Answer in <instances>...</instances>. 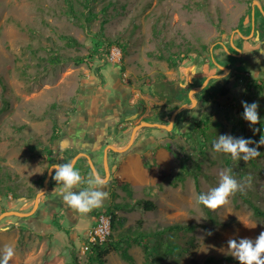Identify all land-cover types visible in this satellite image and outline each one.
<instances>
[{"label": "rangeland", "instance_id": "obj_1", "mask_svg": "<svg viewBox=\"0 0 264 264\" xmlns=\"http://www.w3.org/2000/svg\"><path fill=\"white\" fill-rule=\"evenodd\" d=\"M83 1L0 0V76L5 85L0 84V107L5 103L0 114V216L32 209L51 153L59 149L55 134L59 140L72 129L86 132L107 115L136 113V119L122 123L127 134L140 121L166 124L177 107L191 104L189 90L207 76L221 74V65L229 70L193 94L196 102L176 114L172 127L137 131V142H151L129 158L130 165L124 162L127 154L115 164L118 153H107L115 179L108 202L93 214L115 211L118 220L108 240L120 241V251L126 249L133 258L129 263L120 251L111 250L104 264H194L208 256L216 257L212 264H237L222 259L232 256L228 240L255 238L264 231V220L254 218L242 199L264 209V145L258 157L245 162L215 152L211 143L221 134L264 138V71L238 67L241 60L228 53L230 37L242 52L259 50L253 36H244H250L253 11V30L264 39V7L256 5L262 0H90L96 13L90 22L77 16L87 13ZM102 37L112 42L110 50L95 54ZM113 49L120 51L118 61L110 59ZM150 85H158L156 93L147 91ZM178 86L185 87L183 100L174 97ZM242 101L258 103L256 125L242 118ZM118 138L107 137L104 143L121 144ZM101 147L95 154L102 155L96 164L103 173ZM226 168L238 181L251 176V185L207 213L196 196L216 186ZM139 200H150L156 208L146 211ZM41 206L49 221L42 218L31 226L17 216L0 221V228H8L0 231V248L12 241L15 250L10 264H85L90 250L83 252V243L93 218L79 215L87 227L79 232L62 210ZM239 219L257 225L248 228ZM172 224L182 227L165 230ZM140 233H149L143 241L147 253L133 241ZM6 234L9 239L2 238ZM167 244H175V250L164 252Z\"/></svg>", "mask_w": 264, "mask_h": 264}, {"label": "clouds", "instance_id": "obj_2", "mask_svg": "<svg viewBox=\"0 0 264 264\" xmlns=\"http://www.w3.org/2000/svg\"><path fill=\"white\" fill-rule=\"evenodd\" d=\"M253 37L255 44L259 45L260 51L264 53V41L260 39L259 33H254ZM190 73L194 75V73ZM221 78L218 75L216 77L217 80ZM241 104L243 107L242 118L249 122L250 126L256 125L261 119L257 111L258 103L242 101ZM253 131L255 132L256 129L253 128ZM252 144L256 146L250 147ZM261 145H264V138L262 137L259 141H253L251 138H244L242 136L234 137L230 134L218 135L211 143V147L215 152L230 154L232 159L243 160L245 162L261 154L258 151ZM48 170L56 184L62 185V200L69 209L77 213L87 214L93 209L101 208L109 196V193L105 189L110 182V176L102 174L100 171H91L88 178L85 179L71 162L55 163ZM251 182V176L247 177L246 180L238 181L233 175L231 168L223 169L219 173L217 185L210 187L206 192L199 193L196 196V203L207 208L215 209L226 204L229 197L233 194L237 192L243 193L246 187L251 185ZM83 184H87L88 186L78 191L75 190L76 186ZM99 213L105 212L99 211ZM95 215L97 214H93V217ZM239 220L248 228H255L257 225L250 221ZM0 231H8V228H0ZM228 246L231 255L239 264H264V231H261L255 238L241 237L238 239H229ZM14 255V247L11 244L4 245L3 248H0V264H10V260Z\"/></svg>", "mask_w": 264, "mask_h": 264}, {"label": "flooded vegetation", "instance_id": "obj_3", "mask_svg": "<svg viewBox=\"0 0 264 264\" xmlns=\"http://www.w3.org/2000/svg\"><path fill=\"white\" fill-rule=\"evenodd\" d=\"M260 4H261V7L263 9L264 0H262ZM251 26H252V23H251ZM250 32H251V30H250ZM254 33H255V30H253V34ZM258 33H259L260 39L263 41L264 40L263 39V35L260 32H258ZM235 34H237V32ZM253 34L251 36H253ZM246 38H249V37H246ZM232 41L234 43L235 39H232ZM231 46L232 45H231V37H230V41H229L230 50H229L228 53L232 54L234 56L235 55L238 56V58L241 60V63H240V65H238V67L239 66H245V68H246L248 66L250 69H258L259 68V69L264 71V53H262L260 51V47H259V50L256 53H254L252 51L242 52L243 48L242 49L239 48L240 49V53H239L235 48H232V51H231ZM222 73H224L223 70H221V74ZM135 115H136V113H134L133 115L128 116V117H123L122 121L117 122V123H116V121L113 122L112 124L109 123V126L106 127V130H107V128L110 127L111 128L110 131H106V130H102L101 129L102 125L100 124V122H102V120H111V118L109 119V118L103 117L102 119H100L101 121L97 120L96 122H94V123L100 124L99 126H97V125L95 126L96 129H98L99 131H97L95 129L94 133H92L91 130L93 131V129H94V127H93V128L88 129L86 132H84V130H81V131H78V130L75 131L74 130V132H69V134H67L65 137L63 136V138H61V139L56 141L59 149H58V151H55V152L51 153L50 160L47 163L48 164L47 170L50 167H52V165L55 164V163L71 162V160L75 156H78L77 161L74 164V167L77 170L80 171L82 177L87 179L89 173L91 171H93V170L91 169L89 162H87L88 159L83 154H86V155H88L90 157V159H91V161H92V163H93V165L95 167V171H99V169L97 167V164H96L97 161H98L97 160L98 158H97V155L95 154V152L101 146H102L101 147L102 149H105L104 146H107V144L104 143V141H105V139L107 137L116 136V135H118L119 132L126 131V128H125V126L122 123L127 118H130L131 120L132 119L133 120L136 119V118H133V117H135ZM141 122L142 121H140V123ZM152 123H154V122H152ZM168 123H166L165 125H167ZM136 126L137 125H135L132 128L131 131H129V137H128L127 144L129 143L131 135H132V131H133V129ZM144 127H149V126H142L137 131H140ZM149 128H157V127H149ZM102 131H103V133H102ZM137 131H136L135 136H134L133 144H132V146L129 149L131 153L132 152L133 153L141 152L142 149L144 147H146L147 145H149L150 142H151L150 138H145V139L142 138L141 141L137 142V140H138ZM80 133L85 134V135L83 136ZM102 141H103V143H102ZM74 149L76 150L75 153L73 152ZM109 151H110V149H108V152ZM71 153H73V154L71 155ZM116 153H118V152H116ZM126 153H128V151L127 152H123V154H125V155H126ZM118 155H120V153ZM67 158H68V160L66 162ZM122 160H123V158L121 156L118 157V159L116 158L115 164H119V162H122ZM101 162H102V158H101ZM114 169H115L114 166L112 168H109V166L107 164V171H108L107 175L110 176V182H109V184H108V186L106 187L105 190L108 193H109V191H110V189H111V187L113 185L114 179H115V177H114L115 176L114 175L115 170ZM46 174H47V171H46ZM102 174H106V172H103ZM48 182H49L50 185H52L51 186L52 188L49 187L47 189V192L44 193V196L42 195L44 199L42 200L41 204L38 205L39 207L37 206V209H36L35 213L32 214L29 217H22L24 220H25V218H32V217H33V219H41L42 220V218H44V216L47 217V211L44 208H42L41 205L49 206L51 208H59V210H62V213L64 214V216H67V218L69 217L68 218L69 220H73L75 217H77L79 215H82L85 218L88 217V215H90L91 218L93 217V213H94L93 210L91 212L87 213V214H80V213L76 214L77 212H75L72 209H69V207L65 204V202L61 198L62 185L61 184L57 185V190H56V183L52 179V177L50 178V180ZM54 183H55V185L53 186ZM87 186H88L87 184L79 185V186L75 187V190L78 191L81 188H86ZM107 202H108V198L105 201L104 205ZM96 211H98V210H96ZM11 216H14V215H11ZM8 217L9 216H5L3 219L8 218ZM3 219H1V220H3Z\"/></svg>", "mask_w": 264, "mask_h": 264}, {"label": "trees", "instance_id": "obj_4", "mask_svg": "<svg viewBox=\"0 0 264 264\" xmlns=\"http://www.w3.org/2000/svg\"><path fill=\"white\" fill-rule=\"evenodd\" d=\"M89 1L90 0H84L82 2L85 10H87V13L81 12L80 15H77L79 17H82V16L85 17V19L88 20V22H90L92 19H94L96 17V13L92 10ZM67 8H68L67 11H70L71 12L73 10V5L71 3H69V5H68ZM101 11L102 12H105L106 11V5L102 7ZM100 42H97L96 43V49L94 50V53L97 54L98 52H100L99 50H104V53L107 54L109 52V50H110V46L112 45V42L106 41L103 37H102V39H101ZM72 43L74 45H77L78 44L77 41L74 40V39H72ZM96 72H97V76L99 78H101V74H100L99 68H96ZM0 84L4 88L5 85H4V82H3V79H2L1 76H0ZM157 87H158V85L157 86L150 85L147 88V91H150L152 93H156ZM184 94H185V87L178 86L177 87V90H176V94L174 95V97L177 100H183ZM176 107L177 106H174L172 109H174ZM4 110H5V103L3 102V104L0 107V114ZM122 119H123V117L120 116V117L113 118L111 120H102V122L100 123L102 125L101 126V129L102 130H106V127L109 126V123L112 124L115 121L117 123V122L122 121ZM100 124H97V126H99ZM95 129H96V127H94L93 131L91 130V132L94 133V130ZM110 129L111 128L109 127V128H107L106 131H110ZM74 130L77 131L78 129H72V131H69V132H74ZM96 130L99 131L98 129H96ZM78 131H81V130H78ZM69 132H67V134H69ZM102 133H103V131H102ZM80 134L84 136V134H82V133H80ZM52 139L55 142L58 140V138L56 137V134H55V136L52 137ZM181 178L182 177L179 175V179H181ZM242 199L246 203H248L250 205L251 214H252V216L254 218H256L258 220H264V209L263 208H261L259 205L255 204V203H253L246 196H243ZM137 205L142 206L143 209L146 210V211H152V210H154L156 208L155 204L152 201H150V200H144V201H140L139 200V201H137ZM117 207H120V206L117 205ZM205 210L207 211V213H210V211H209V209L207 207H205ZM104 212L111 215L112 227L115 228L116 222L118 220V217H117L115 211L112 210V209H106ZM76 214H78V213H76ZM88 216H90V215H88ZM226 224L227 223H224V225H226ZM181 227H182L181 225L172 224V225L167 226L165 228V230H173L175 228L179 229ZM146 236H149V233H140L138 236H136V237L133 238V241L137 245L142 246L143 249H144V251L147 253V252H149V250H148L149 248L143 242ZM106 242H107V244L105 243L104 245L103 244L102 245H99V244H91L89 246V250L90 251H88L87 262L85 264H104L105 263L104 257L111 250L120 251V247H119L120 246V244H119L120 241H110V239L109 240L107 239ZM171 245H173V246H171ZM175 248H176V245L175 244H167V245H165V250H163V251L164 252H173L175 250ZM120 256H121L122 259L128 261L129 263H132V261H133V258L131 257V255L128 254V252H127L126 249H123L122 251H120ZM222 259L225 260V261H227V262H232V263L239 264V262L234 257H232L230 255L223 256ZM216 261H217L216 257H214V256H208L202 262H195L194 264H212V263H214ZM73 264H81V263H78L77 261H74Z\"/></svg>", "mask_w": 264, "mask_h": 264}, {"label": "water", "instance_id": "obj_5", "mask_svg": "<svg viewBox=\"0 0 264 264\" xmlns=\"http://www.w3.org/2000/svg\"><path fill=\"white\" fill-rule=\"evenodd\" d=\"M260 10H262V7H261V4L260 2H257L256 4ZM263 15H264V12H262ZM253 26H254V12L252 11V29H251V32H250V36L253 34ZM237 33H240L239 30H236ZM248 36V37H250ZM244 37H247V36H244ZM231 45L240 53V49L238 47H236L234 44H233V41H232V38H231ZM219 68H221L224 73L229 70L227 67L225 66H221V65H218ZM218 76L222 77L223 76V73L222 74H213V75H209L206 77V79H204V81L202 82V84L199 86V87H196V88H193V89H190L189 92H188V97L189 99L191 100V104L188 105V104H182L181 106L177 107L171 114V117H170V120H169V123L167 125L165 124H162V123H152V122H147V121H142L139 125H137L133 131H132V135H131V138H130V141L129 143L126 145V146H123V147H115L114 145H107V147L104 149V155H103V160H104V163H105V167H106V174L108 173L107 171V152H108V149L114 151V152H118V153H123V152H130V147L132 146L133 144V140H134V136H135V133L136 131L141 128L142 126H149V127H159V128H165V129H169L170 127H172V124H173V121H174V118L176 116V114L178 112H180L181 110H184L186 108H190L192 106V104L194 102H196V99L192 97L193 94L195 93H198L200 92L208 83V81L212 78H216ZM87 159H88V162L90 164V167L92 170H95V167L90 159V157L86 154H83ZM77 158L78 156H75L72 160H71V163H73V165L75 164V162L77 161ZM51 168V167H50ZM50 173H49V170L47 171V174H46V177L43 181V186H42V190L41 192H39L37 195H36V198H35V202H34V205L32 207V209L30 211H27V212H23V211H17V210H9V211H6V212H3L1 213L2 215L0 216V220L3 219L5 216H11V215H16L18 217H29L31 216L32 214L35 213L36 209H37V206L39 204V197L41 195H43L44 193L47 192V188H48V181L50 180Z\"/></svg>", "mask_w": 264, "mask_h": 264}, {"label": "built area", "instance_id": "obj_6", "mask_svg": "<svg viewBox=\"0 0 264 264\" xmlns=\"http://www.w3.org/2000/svg\"><path fill=\"white\" fill-rule=\"evenodd\" d=\"M120 51L113 49L110 51V59L118 61ZM94 225L87 231L85 242L83 243V252L89 250L91 244L102 245L108 239L111 233V215L99 213L93 217Z\"/></svg>", "mask_w": 264, "mask_h": 264}, {"label": "crops", "instance_id": "obj_7", "mask_svg": "<svg viewBox=\"0 0 264 264\" xmlns=\"http://www.w3.org/2000/svg\"><path fill=\"white\" fill-rule=\"evenodd\" d=\"M120 117V116H119ZM106 118H112V115H107V117ZM125 136H127V138H124ZM118 140L119 141H121V144H118V142H114V145L116 146V147H123V146H126L127 145V142H128V137H129V134H127V131H124L123 133L122 132H119L118 133ZM112 144V143H111ZM104 149H102L101 148V154H103L104 152ZM107 153H109V152H107ZM119 154V153H118ZM127 154V157H126V161H124L125 163L127 162V161H129V158H131V157H135V154H137V153H131V152H128V153H126ZM104 155V154H103ZM118 157H122L123 158V153H120V155H117ZM102 158V155L101 156H97V158ZM98 160V159H97ZM119 164H120V162H119ZM129 165L131 164L130 163V161H129V163H128ZM118 167H116V169H117ZM118 176H120V175H118ZM41 200V199H40ZM40 200H39V204H40ZM107 200V199H106ZM38 204V205H39ZM39 207V206H38ZM43 219H46V221L48 220L49 221V216H47V217H45L44 216V218ZM25 220H28V222H31V223H28V225H34L36 222H42L41 221V219H33V217L32 218H25ZM71 223H73V225L75 226V227H73V228H75V230H77L78 229V231L79 232H82L83 230H86V225L84 224V220H83V218L81 217V216H77V217H75L72 221H71ZM46 224H48V226H47V228L48 229H50V228H53V226H52V224H50V223H46ZM7 236V237H6ZM2 238H7V239H9L10 237L6 234V235H3V237ZM10 243H12V241H9V244Z\"/></svg>", "mask_w": 264, "mask_h": 264}]
</instances>
